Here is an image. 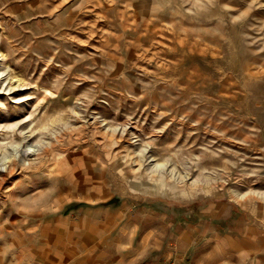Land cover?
<instances>
[{
    "label": "rangeland",
    "instance_id": "obj_1",
    "mask_svg": "<svg viewBox=\"0 0 264 264\" xmlns=\"http://www.w3.org/2000/svg\"><path fill=\"white\" fill-rule=\"evenodd\" d=\"M0 93V264L264 255V0H0Z\"/></svg>",
    "mask_w": 264,
    "mask_h": 264
},
{
    "label": "bare ground",
    "instance_id": "obj_2",
    "mask_svg": "<svg viewBox=\"0 0 264 264\" xmlns=\"http://www.w3.org/2000/svg\"><path fill=\"white\" fill-rule=\"evenodd\" d=\"M14 127H11V132L14 134L13 137L15 138V128ZM8 134L9 133L7 131H0V135H2V136L7 137L6 135H8ZM28 152H30V150H28V149H24V150L21 151V155H20V159L19 160L22 162V165L23 166H25L26 164L28 166L32 162L31 159H28L27 158V155H25ZM39 160H41V159L39 158ZM10 166L12 168L16 167L17 166V162L15 160H13L12 162H9V163L4 164V166L2 168H3V170H5V169H7Z\"/></svg>",
    "mask_w": 264,
    "mask_h": 264
},
{
    "label": "crops",
    "instance_id": "obj_3",
    "mask_svg": "<svg viewBox=\"0 0 264 264\" xmlns=\"http://www.w3.org/2000/svg\"><path fill=\"white\" fill-rule=\"evenodd\" d=\"M229 246H232L234 248H243L246 247L245 244H230ZM247 246H249L250 248H261L264 250V244H247ZM239 255H242L241 252H239ZM233 264H243L241 261H237L236 263ZM245 264H264V255L261 257H257L255 259H251L249 262L245 263Z\"/></svg>",
    "mask_w": 264,
    "mask_h": 264
}]
</instances>
